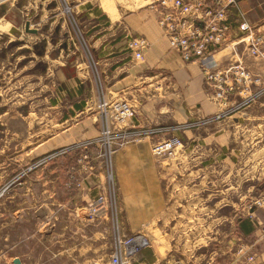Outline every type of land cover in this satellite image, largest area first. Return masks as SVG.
Listing matches in <instances>:
<instances>
[{
	"label": "rangeland",
	"instance_id": "rangeland-1",
	"mask_svg": "<svg viewBox=\"0 0 264 264\" xmlns=\"http://www.w3.org/2000/svg\"><path fill=\"white\" fill-rule=\"evenodd\" d=\"M81 1L0 0L7 5L0 16V264H13L14 257L21 264H112L118 230L125 235L140 231L149 240L135 254L124 255L122 264H264V225L254 227L257 234H243L239 228L236 234L230 224V216L235 217L231 207L237 208L239 220L264 210L251 207L264 192V174L258 182L252 180L242 161L237 164L236 189L235 175L232 187L229 178H222L218 191L201 190L202 178H195L200 192L181 195L184 204L175 205L170 225L164 226L165 211L157 214L156 195L149 191V170L155 157L166 156L154 155L152 142L136 153L116 142L103 144L100 131L98 138L74 144H42L61 127L51 106L61 85L56 71L69 72L70 60L78 55L80 62H91L83 26L87 19L79 17L85 11ZM27 20L38 33L25 30ZM44 38L45 53L38 55L33 45ZM64 41L68 50L62 47ZM233 148L242 156L248 152L244 145ZM86 176L93 177L97 191L88 201L82 188ZM213 191L221 194L203 200ZM99 194L103 216L90 219L87 205ZM220 199L221 208L216 209ZM71 213L78 223L60 224ZM182 219L188 225L172 224ZM240 227L251 230L252 225ZM166 231L174 236L170 242L161 237ZM155 253L167 255L156 259Z\"/></svg>",
	"mask_w": 264,
	"mask_h": 264
},
{
	"label": "crops",
	"instance_id": "crops-1",
	"mask_svg": "<svg viewBox=\"0 0 264 264\" xmlns=\"http://www.w3.org/2000/svg\"><path fill=\"white\" fill-rule=\"evenodd\" d=\"M154 1H81V5L85 4L82 6L85 11L79 17L87 19L83 26L91 62L90 59L80 62L79 58L82 56L78 55L75 60H70L69 72L65 68L56 71L61 85L52 97L51 106L57 111L56 124L61 127L43 141V145L54 148L79 140L98 138L103 118L98 103L102 97H122L133 105L135 114L121 125L132 130L159 124L185 123L223 109L207 93L200 63L196 60L184 61L170 47L157 21L152 5ZM235 1L237 7L231 9L230 21L235 25V11L242 12L254 32L262 35L264 44V0ZM238 33L234 26L231 40L214 51V58L219 64H225L230 59H239L264 83V57L248 55ZM132 37H141L147 41L140 59H136L128 48L127 43ZM57 109L61 111L58 113ZM211 122L181 131L179 134L182 144L175 154L164 158L155 157L151 162L149 191L156 195L157 214L165 211V221L161 225H170L171 211L176 204H184L181 195L185 198V195L196 190L200 192L202 186L195 183V178H202L205 186L201 190L212 187L218 191L222 178H229L232 187V178L235 175L236 189L237 164L240 161L249 167L252 180L258 182L264 174V94L242 109H228L221 118ZM168 133L170 132L132 138L123 143L122 148H131L136 153L145 151L140 147H148L153 140L167 136ZM238 145H244L248 151L244 156L233 148ZM134 155L136 158V154ZM232 168L235 172L231 171ZM136 174L135 178L138 177ZM139 177L140 182L145 178L142 172ZM93 182L91 176L82 180L86 201L97 193ZM215 191L208 192V197L204 196L203 200L206 201L210 195L221 194V191ZM174 196L177 197L173 201ZM218 202V206L217 201L214 204L216 209L221 208V199ZM231 208L235 217L230 213V224L235 227L236 234L238 228L243 234L250 231L257 234L254 227H258V224L264 225V210L256 208L258 210L252 213V217H246L242 221L236 213L237 208ZM159 215L156 225L159 223ZM77 221L78 217L72 213L66 219L59 220L60 224L69 225H75L73 222L77 224ZM172 224L188 225L183 219L180 223L177 221ZM242 225L248 228L252 225V228L244 230L240 227ZM161 237L166 242L174 239L173 234L168 231L162 232ZM166 255L167 253H155V258H164Z\"/></svg>",
	"mask_w": 264,
	"mask_h": 264
},
{
	"label": "built area",
	"instance_id": "built-area-1",
	"mask_svg": "<svg viewBox=\"0 0 264 264\" xmlns=\"http://www.w3.org/2000/svg\"><path fill=\"white\" fill-rule=\"evenodd\" d=\"M152 5L170 47L176 50L184 61L196 60L200 63L205 89L223 109L202 119L172 124L169 127L157 125L132 130L121 125L135 114L133 105L122 97H102L98 103L99 112L104 117L101 139L105 145L111 146L113 142L122 145L143 135L153 136L170 132L167 136L153 140L151 151L156 156H173L182 144L179 134L181 131L217 120L228 109H242L256 102L264 94V83L242 61L230 59L225 64H219L213 56L215 50L231 40L234 26L239 32V39L246 46L248 55L264 57V44L262 35L254 32L242 12L235 11V25L230 21V11L237 7L235 0H155ZM127 45L134 57L140 59L147 41L141 37H132ZM83 143L85 142L76 144ZM103 203L104 198L99 194L87 205V215L90 219L103 216ZM251 207L264 208V192L252 201ZM148 244L147 236L140 231L125 235L118 230L114 235L111 263L122 264L124 255L131 256Z\"/></svg>",
	"mask_w": 264,
	"mask_h": 264
},
{
	"label": "water",
	"instance_id": "water-1",
	"mask_svg": "<svg viewBox=\"0 0 264 264\" xmlns=\"http://www.w3.org/2000/svg\"><path fill=\"white\" fill-rule=\"evenodd\" d=\"M52 6H55V2L52 3ZM6 7H7L6 4H1V5H0V16L3 15L4 12L6 11V9H7ZM49 7H51V6H49ZM49 7H48V8H49ZM59 27H60V25H58V26L56 27V32H57V33H58V30H59ZM25 30L28 31V32L38 33V29H37V28H31V27L29 26V21H28V20L25 22ZM67 35H68V34H67V32H66V33H65V36H67ZM47 43H48V40H47L46 38L42 39V40H41L40 42H38V43H35V44L33 45V47L35 48V53H37L38 55H44L45 50H46ZM73 46H74V44H73V42H72L70 48L73 49V48H74ZM62 47H63L65 50H68V43H67L66 41H64V42L62 43ZM20 263H21V260H20L19 258L16 257V258L13 259V264H20Z\"/></svg>",
	"mask_w": 264,
	"mask_h": 264
}]
</instances>
